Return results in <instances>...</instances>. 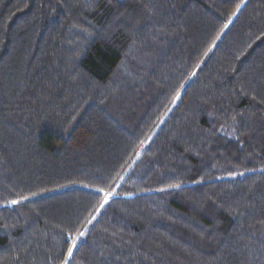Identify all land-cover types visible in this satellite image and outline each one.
<instances>
[{
    "label": "trees",
    "instance_id": "obj_1",
    "mask_svg": "<svg viewBox=\"0 0 264 264\" xmlns=\"http://www.w3.org/2000/svg\"><path fill=\"white\" fill-rule=\"evenodd\" d=\"M0 264H264V0H0Z\"/></svg>",
    "mask_w": 264,
    "mask_h": 264
},
{
    "label": "snow or ice",
    "instance_id": "obj_2",
    "mask_svg": "<svg viewBox=\"0 0 264 264\" xmlns=\"http://www.w3.org/2000/svg\"><path fill=\"white\" fill-rule=\"evenodd\" d=\"M13 203H17V201H13ZM73 248H75V245L73 246ZM72 255H73V250L72 249H69L68 256L71 257Z\"/></svg>",
    "mask_w": 264,
    "mask_h": 264
}]
</instances>
